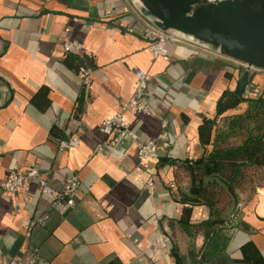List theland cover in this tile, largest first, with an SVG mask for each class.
<instances>
[{
    "label": "crops",
    "instance_id": "0c3cea01",
    "mask_svg": "<svg viewBox=\"0 0 264 264\" xmlns=\"http://www.w3.org/2000/svg\"><path fill=\"white\" fill-rule=\"evenodd\" d=\"M127 5L0 0V181L34 166L55 190L79 178L74 206L43 194L36 179L18 192L0 190V264H156L152 241L161 233L171 243L157 264H192L206 249L207 208L174 196L171 187L188 192L190 179L169 161L200 158L215 121L244 110L246 66L180 40L155 57L141 31L146 20L124 13ZM66 39L90 58L65 53ZM85 64L93 69L88 91L79 75ZM137 71L150 76L151 113L128 111L130 131L108 136L102 122L129 102ZM253 75L264 88V71ZM72 136L77 142L62 148ZM149 139L159 157L141 165L137 151ZM231 219L239 228L204 264H264V187L223 212Z\"/></svg>",
    "mask_w": 264,
    "mask_h": 264
},
{
    "label": "trees",
    "instance_id": "16d2710c",
    "mask_svg": "<svg viewBox=\"0 0 264 264\" xmlns=\"http://www.w3.org/2000/svg\"><path fill=\"white\" fill-rule=\"evenodd\" d=\"M253 77L240 83L238 95H242L245 85L259 88L261 93L251 91L243 111L215 121L212 147L196 160L169 161L182 168L190 179L188 192L171 187L174 196L199 201L209 214L208 221L201 224L206 249L192 264H204L225 249L234 233L231 230L239 226L234 219L224 221L223 212L233 203L247 201L264 187V88ZM165 239L171 243L169 237Z\"/></svg>",
    "mask_w": 264,
    "mask_h": 264
},
{
    "label": "water",
    "instance_id": "95a60500",
    "mask_svg": "<svg viewBox=\"0 0 264 264\" xmlns=\"http://www.w3.org/2000/svg\"><path fill=\"white\" fill-rule=\"evenodd\" d=\"M160 31L246 66L242 81L264 71V0H128Z\"/></svg>",
    "mask_w": 264,
    "mask_h": 264
},
{
    "label": "built area",
    "instance_id": "2783aa9c",
    "mask_svg": "<svg viewBox=\"0 0 264 264\" xmlns=\"http://www.w3.org/2000/svg\"><path fill=\"white\" fill-rule=\"evenodd\" d=\"M124 13H135L136 11L131 5L125 6L123 9ZM107 14H110L111 11L107 10ZM128 32L134 33L136 31L135 27H128ZM142 34L146 37L148 41V49L155 56H164L165 46L171 42L178 40L159 29L152 26L147 21L144 22L142 26ZM63 50L67 54H78L84 58H90V54H87L83 44L78 40L66 39L63 41ZM92 73L93 69L88 65H83L80 67L79 75L85 87V90H89L92 83ZM149 74L144 71L136 72V87L133 96L130 98L122 109L117 112L114 116L110 118H105L101 125V131L106 135L111 136L115 132L118 136L124 137L130 131L127 120L126 113L128 111L132 112H146L151 113V107L147 97V87L149 84ZM248 90L256 94H260L261 90L257 87ZM78 137L72 136L68 140H61L60 146L62 148H70L77 142ZM159 144L155 139H149L148 141L142 143L137 151V158L139 164H145L150 159H157L159 157ZM36 179L40 185L41 191L43 194L48 195L53 200L58 203H65L68 206H74L75 193L79 186V178L77 175H70L64 184V187L61 190H55L50 187L43 177L39 167H32L26 172L21 170H15L8 174V176L0 181V190L6 192H18L25 184L29 183L31 180ZM149 183L152 184V181L149 180ZM155 253L152 256V261L158 263L163 253L167 250L168 244L163 233L159 234L152 241ZM35 259H31L30 264H33ZM6 264H18L17 260L13 259L8 261Z\"/></svg>",
    "mask_w": 264,
    "mask_h": 264
},
{
    "label": "rangeland",
    "instance_id": "374dc122",
    "mask_svg": "<svg viewBox=\"0 0 264 264\" xmlns=\"http://www.w3.org/2000/svg\"><path fill=\"white\" fill-rule=\"evenodd\" d=\"M254 72H260L259 70H255ZM255 74V73H254Z\"/></svg>",
    "mask_w": 264,
    "mask_h": 264
}]
</instances>
